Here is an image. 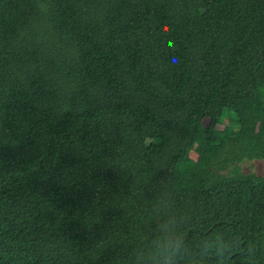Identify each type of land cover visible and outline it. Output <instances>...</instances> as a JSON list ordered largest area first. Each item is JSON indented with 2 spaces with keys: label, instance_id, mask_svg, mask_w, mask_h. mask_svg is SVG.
<instances>
[{
  "label": "trees",
  "instance_id": "1",
  "mask_svg": "<svg viewBox=\"0 0 264 264\" xmlns=\"http://www.w3.org/2000/svg\"><path fill=\"white\" fill-rule=\"evenodd\" d=\"M254 157L264 0H0V264H115L161 195L264 264Z\"/></svg>",
  "mask_w": 264,
  "mask_h": 264
},
{
  "label": "clouds",
  "instance_id": "2",
  "mask_svg": "<svg viewBox=\"0 0 264 264\" xmlns=\"http://www.w3.org/2000/svg\"><path fill=\"white\" fill-rule=\"evenodd\" d=\"M153 222L156 227L149 231ZM190 223L187 213L175 212L171 201L159 196L136 232L134 250L115 264H227L230 243L221 236L189 239Z\"/></svg>",
  "mask_w": 264,
  "mask_h": 264
},
{
  "label": "rangeland",
  "instance_id": "3",
  "mask_svg": "<svg viewBox=\"0 0 264 264\" xmlns=\"http://www.w3.org/2000/svg\"><path fill=\"white\" fill-rule=\"evenodd\" d=\"M241 169L244 173H255L264 178V160L258 157H254L252 161L244 162Z\"/></svg>",
  "mask_w": 264,
  "mask_h": 264
}]
</instances>
